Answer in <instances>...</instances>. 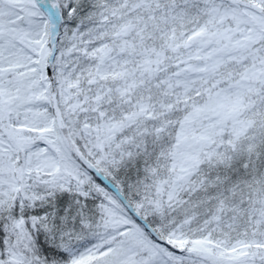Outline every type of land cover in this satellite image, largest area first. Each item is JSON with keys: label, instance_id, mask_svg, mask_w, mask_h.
<instances>
[{"label": "snow or ice", "instance_id": "snow-or-ice-1", "mask_svg": "<svg viewBox=\"0 0 264 264\" xmlns=\"http://www.w3.org/2000/svg\"><path fill=\"white\" fill-rule=\"evenodd\" d=\"M0 264H264V0H0Z\"/></svg>", "mask_w": 264, "mask_h": 264}]
</instances>
